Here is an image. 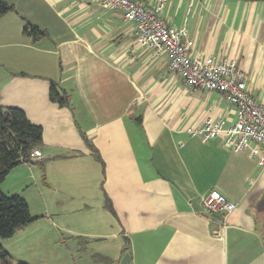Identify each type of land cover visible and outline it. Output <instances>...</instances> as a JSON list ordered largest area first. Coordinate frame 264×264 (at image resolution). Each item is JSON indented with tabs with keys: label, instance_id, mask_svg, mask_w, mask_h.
Here are the masks:
<instances>
[{
	"label": "crops",
	"instance_id": "1",
	"mask_svg": "<svg viewBox=\"0 0 264 264\" xmlns=\"http://www.w3.org/2000/svg\"><path fill=\"white\" fill-rule=\"evenodd\" d=\"M38 4L32 25L43 37L22 33L27 18L13 5L0 18V49L20 48L0 53V107L42 128L34 165L9 174L27 175L46 216L76 241L72 253L84 241L89 264L124 255L128 264H264V165L249 149L187 132L207 119L232 125L234 107L187 87L118 12L87 0ZM159 16L184 28L192 56L233 61L264 109V0H163ZM51 82L68 108L49 101ZM211 192L234 211L207 214Z\"/></svg>",
	"mask_w": 264,
	"mask_h": 264
},
{
	"label": "built area",
	"instance_id": "2",
	"mask_svg": "<svg viewBox=\"0 0 264 264\" xmlns=\"http://www.w3.org/2000/svg\"><path fill=\"white\" fill-rule=\"evenodd\" d=\"M103 11L118 12L121 18L132 23L137 41L168 60V68L183 83L193 89L217 92L234 107L235 122L224 128L220 121L207 119L202 125L187 130L189 135L204 141L221 137L231 151L249 149L260 166L264 165V109L250 97L244 75L233 61H219L211 57L192 56V43L185 40L184 28L167 26L159 14L163 0H87ZM253 145L252 148L250 146ZM34 150L30 159H37ZM204 211L212 216L225 217L235 205L216 192L202 199Z\"/></svg>",
	"mask_w": 264,
	"mask_h": 264
},
{
	"label": "rangeland",
	"instance_id": "3",
	"mask_svg": "<svg viewBox=\"0 0 264 264\" xmlns=\"http://www.w3.org/2000/svg\"><path fill=\"white\" fill-rule=\"evenodd\" d=\"M2 1L13 5L16 10L19 8L23 17L27 18L24 20L25 24L32 25V22H38L36 18L39 19V13H41L39 0H36V2L32 0ZM19 49L15 46L12 48L7 47L0 49V53H10ZM31 171L33 170L31 169ZM19 173L13 172L7 175L0 184V190L8 196H22L28 204L31 216L36 219L17 230L12 238H0V251L7 254L5 257H0V264H89L86 259L90 252L81 250L72 253L73 245H77L76 241L70 235L58 229L59 224L56 218L46 216V212L38 199L35 186L32 185L30 180L26 179L27 175H24L25 180L20 182ZM21 184L24 185L21 186ZM26 190L28 192L24 193ZM71 254H73V257H71Z\"/></svg>",
	"mask_w": 264,
	"mask_h": 264
},
{
	"label": "trees",
	"instance_id": "4",
	"mask_svg": "<svg viewBox=\"0 0 264 264\" xmlns=\"http://www.w3.org/2000/svg\"><path fill=\"white\" fill-rule=\"evenodd\" d=\"M14 10L13 6L0 0V18ZM24 35L38 38L45 36V32L37 27L26 23L23 27ZM48 99L58 107H69L68 96L62 92L58 93L56 84L51 82ZM42 145V128L31 124L23 111L17 108L0 107V184L5 180L9 172L22 163L33 164L30 155ZM98 159L97 156H95ZM43 164H39L42 169ZM107 210L110 205L106 201ZM258 209L264 211V198L258 205ZM26 201L19 195L8 196L0 190V238H12L15 232L33 222ZM264 229V226H263ZM264 231V230H263ZM84 241H79V246L84 249ZM7 254L0 251V257ZM96 262L108 264V260L95 257ZM23 264V263H17Z\"/></svg>",
	"mask_w": 264,
	"mask_h": 264
},
{
	"label": "water",
	"instance_id": "5",
	"mask_svg": "<svg viewBox=\"0 0 264 264\" xmlns=\"http://www.w3.org/2000/svg\"><path fill=\"white\" fill-rule=\"evenodd\" d=\"M128 263H129V257H128V255H124L120 264H128Z\"/></svg>",
	"mask_w": 264,
	"mask_h": 264
}]
</instances>
